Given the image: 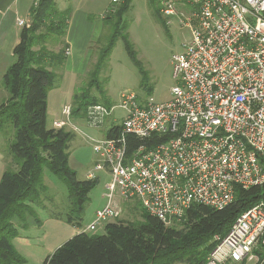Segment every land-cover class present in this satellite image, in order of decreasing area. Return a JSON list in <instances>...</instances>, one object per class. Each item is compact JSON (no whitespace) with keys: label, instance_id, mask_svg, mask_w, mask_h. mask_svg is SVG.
Here are the masks:
<instances>
[{"label":"built area","instance_id":"obj_1","mask_svg":"<svg viewBox=\"0 0 264 264\" xmlns=\"http://www.w3.org/2000/svg\"><path fill=\"white\" fill-rule=\"evenodd\" d=\"M160 6L168 23L176 20L192 34L173 56L177 83L166 101L121 92L120 134L93 140L97 160L88 173L111 174V198L81 232L119 218L116 193L173 225L194 204L222 209L237 188L264 185V0H160ZM18 25L30 24L19 18ZM114 110L97 103L85 118L99 128ZM63 111L56 128L70 123L72 106ZM127 134L164 140L128 154ZM214 242L204 264H264V198Z\"/></svg>","mask_w":264,"mask_h":264},{"label":"trees","instance_id":"obj_2","mask_svg":"<svg viewBox=\"0 0 264 264\" xmlns=\"http://www.w3.org/2000/svg\"><path fill=\"white\" fill-rule=\"evenodd\" d=\"M130 2L125 0L117 8L113 5L105 14L104 20L112 23L113 31L100 50L95 70L89 74V84L74 93L72 116L76 118H84L91 105L112 106L100 76L118 39L125 40L132 60L143 74L142 81L145 80L142 63L129 39L128 25L123 22ZM150 3L157 6L159 14L160 0ZM71 14L72 8L60 10L57 0H39L32 8L30 25L22 28L14 48L16 60L3 78L9 95L0 103V121L14 124L16 138L9 146L15 168L7 167L0 180V264L26 262L13 240L19 235V228L29 227L28 219L35 214V207H45L41 196L48 189L46 169L66 184L69 203L66 212H53L51 217L78 228L83 227L85 204L98 184V177L79 178L70 166V142L75 132L66 126L56 128L47 124L48 95L57 77L55 67L62 66L69 56L62 47L55 52L47 44L69 48L66 36ZM120 130L119 125H113L105 133L113 138L119 136ZM163 140L157 134L149 139L127 134L126 151L133 154L143 144L153 147ZM262 198L264 185L237 188L235 200L225 208L194 204L184 219L173 225H166L141 207L143 220L108 222L101 235L79 232L42 264H204L215 246L214 237L225 236L236 218ZM35 219L41 222L40 218Z\"/></svg>","mask_w":264,"mask_h":264},{"label":"rangeland","instance_id":"obj_3","mask_svg":"<svg viewBox=\"0 0 264 264\" xmlns=\"http://www.w3.org/2000/svg\"><path fill=\"white\" fill-rule=\"evenodd\" d=\"M79 0H67V5L74 6ZM83 1V0H80ZM125 0H89L95 2L93 6V15L91 21L94 25L93 40L90 42L89 53L83 72L79 78L73 81L75 87L70 86V73L66 71L70 58L67 56L60 67H55L57 77L54 86L48 95V115L47 124L53 127L55 118L66 119L63 111V104L71 105L72 91L80 90L89 84L90 72L95 70L100 50L107 44L113 31L112 23H107L102 16L113 5L117 8ZM65 1L60 0L58 7L63 8ZM86 3V1H84ZM161 6L159 5V9ZM157 6L152 5L150 0H131L129 10L124 14L123 22L128 25V34L131 43L134 46L137 57L142 63L145 80L140 71V67L132 60L123 38L118 39L106 65L103 67L100 80L105 83L107 95L112 102L115 110L106 123L99 127L89 125L87 119L71 117L74 123L67 125V129L72 128L75 137L70 142V166L77 172L79 178H88L89 171L93 168L97 155L93 149V140H97L105 134V131L113 125L119 124L123 117V110L118 107L120 104L121 92L126 89L135 91L140 97L145 98L153 96L159 101H166L172 97V88L177 83L174 78V67L172 64L173 56L183 50V44L192 37L188 27L182 26L178 21L173 20L168 23V19L160 11L156 12ZM73 10V9H72ZM30 24V23H29ZM69 29V28H68ZM67 40V36H66ZM47 47L50 50L58 52L62 44H52L48 42ZM70 48V46H69ZM82 67V65H81ZM72 85V82H71ZM93 92H96L93 89ZM0 97V103L7 99ZM73 101V100H72ZM58 121V120H55ZM16 138V129L9 120L0 121V180L7 167H14L13 156L9 151V146ZM98 184L90 192L89 199L85 204L83 211V227L91 224L96 218L98 210L104 209L110 201V189L108 184L111 182V174L107 171L97 173ZM45 183L48 189L43 195L42 204L45 207H35L33 218H40L41 224L48 221V233H52L50 224L53 221L51 214L64 213L68 203L67 186L56 175L46 169ZM119 201L122 208L117 220L140 221L143 220L141 204L138 200H126L119 193H116L112 202ZM113 222V221H111ZM106 221L101 222L89 234H104ZM40 227L29 226L28 228H19L20 233L14 238L13 243L26 262L19 264H42L50 252V249L41 243L44 230ZM214 242V241H213ZM174 264H188L187 262H176Z\"/></svg>","mask_w":264,"mask_h":264},{"label":"crops","instance_id":"obj_4","mask_svg":"<svg viewBox=\"0 0 264 264\" xmlns=\"http://www.w3.org/2000/svg\"><path fill=\"white\" fill-rule=\"evenodd\" d=\"M38 1L39 0H0V97L9 95L7 89L3 85V78L7 69L16 60L14 48L20 41V35L23 28L18 25V19H25L28 23H31L32 8ZM59 1L60 0H57V5ZM64 1L63 8L58 7L60 10L69 7L73 9L66 40L71 49L69 55L70 61L66 66V71L70 73V86L73 88L75 87L73 81L78 79L79 74L85 69L90 42L93 40L94 25L91 21V16L94 14L92 8L95 5V2L89 3V0H79L72 7L67 5V0ZM84 1H86V3H84ZM108 10L106 11L108 12ZM105 14L102 18L105 17ZM74 93L75 91H72V100ZM72 100L71 104L73 103ZM66 104L67 103L63 104V106ZM55 120L62 119L55 118L53 122ZM71 120H73V118ZM69 124H73L72 126L75 127L73 122L70 121ZM70 130H72V128H70ZM105 135L106 133L103 137H105ZM114 204L119 208H122L119 201L115 200ZM52 220L53 221L50 224L52 233H48V221L50 220L41 224V222L38 223L32 216L28 219L29 226L40 227L42 228L41 230L45 231L42 237L45 241L43 242L41 240L40 242L46 245L50 249V252L53 253L59 246L81 231L80 228L75 227L64 220L54 217H52Z\"/></svg>","mask_w":264,"mask_h":264}]
</instances>
